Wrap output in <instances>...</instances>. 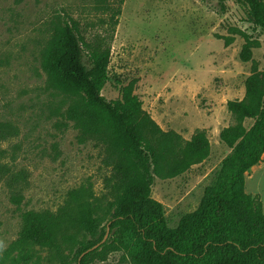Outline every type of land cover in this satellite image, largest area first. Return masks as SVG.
Returning a JSON list of instances; mask_svg holds the SVG:
<instances>
[{"label": "rangeland", "instance_id": "374dc122", "mask_svg": "<svg viewBox=\"0 0 264 264\" xmlns=\"http://www.w3.org/2000/svg\"><path fill=\"white\" fill-rule=\"evenodd\" d=\"M118 8L114 26L110 17ZM58 13L77 19L88 40L95 35L107 40L106 99L119 98L120 86L136 79L143 109L164 131L185 140L206 133L211 149L204 161L173 178H152L151 196L162 203L170 228L197 210L231 152L219 136L235 123L228 101L244 97L254 69L264 77V31L234 0H0V125L11 127V135L0 141L2 162L10 170L0 180V264H75L69 251L63 263L37 245L13 249L22 213H54L72 189L92 193L102 231H108L107 240L116 237L107 226L114 208L103 149L94 141L78 142L77 129L65 117L69 99L48 85L41 68L50 21ZM242 32L257 42L248 62L239 57ZM225 37H232L229 45ZM246 192L259 197L264 213V155L246 173ZM14 194L23 197L18 206ZM121 256L115 251L95 264H123Z\"/></svg>", "mask_w": 264, "mask_h": 264}, {"label": "trees", "instance_id": "16d2710c", "mask_svg": "<svg viewBox=\"0 0 264 264\" xmlns=\"http://www.w3.org/2000/svg\"><path fill=\"white\" fill-rule=\"evenodd\" d=\"M234 1L246 7L250 21L264 31V0ZM119 15L120 8L111 14L114 26ZM50 25L41 68L48 85L69 99L65 117L77 129L78 142L94 141L103 149V162L110 168L106 188L114 208L107 226L116 237L100 244L105 232L92 193L81 187L70 190L54 213L23 212L13 249L37 245L63 263L69 251L75 264H95L115 251L122 252L123 264H264L262 203L246 192V173L264 155L263 75L254 69L245 80L244 97L228 101L235 123L219 136L231 152L197 210L170 228L162 203L151 196L152 178H173L204 161L211 149L206 133L198 131L185 140L175 131H164L143 109L136 79L120 86L119 98L106 99L102 90L110 81L111 57L107 40L101 35L88 40L81 23L65 13L56 14ZM241 36L239 57L248 62L257 42L247 33ZM231 42L232 37H225L226 45ZM247 120H254L249 128ZM10 130L0 125V141ZM3 156L0 149V180L10 173ZM22 199L20 194L11 198L17 206Z\"/></svg>", "mask_w": 264, "mask_h": 264}, {"label": "water", "instance_id": "95a60500", "mask_svg": "<svg viewBox=\"0 0 264 264\" xmlns=\"http://www.w3.org/2000/svg\"><path fill=\"white\" fill-rule=\"evenodd\" d=\"M107 235H108V231L105 233V236H104V238H103V240L101 241L100 244L104 243V242L107 240ZM100 244H97V245L93 246V247H92L91 249H89L88 251L97 248Z\"/></svg>", "mask_w": 264, "mask_h": 264}]
</instances>
